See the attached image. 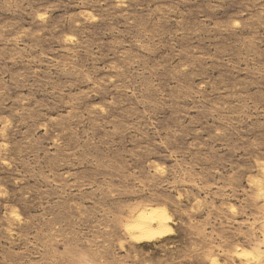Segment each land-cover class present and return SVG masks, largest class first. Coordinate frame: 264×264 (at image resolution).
<instances>
[{
	"label": "rangeland",
	"instance_id": "1",
	"mask_svg": "<svg viewBox=\"0 0 264 264\" xmlns=\"http://www.w3.org/2000/svg\"><path fill=\"white\" fill-rule=\"evenodd\" d=\"M0 264H264V0H0Z\"/></svg>",
	"mask_w": 264,
	"mask_h": 264
},
{
	"label": "bare ground",
	"instance_id": "2",
	"mask_svg": "<svg viewBox=\"0 0 264 264\" xmlns=\"http://www.w3.org/2000/svg\"><path fill=\"white\" fill-rule=\"evenodd\" d=\"M171 221L172 216L167 209H148L141 212L128 229L134 236L133 239L135 238L137 241H153L173 233V229L169 225ZM240 253L241 258L246 257L248 260L249 257H252L246 252Z\"/></svg>",
	"mask_w": 264,
	"mask_h": 264
}]
</instances>
